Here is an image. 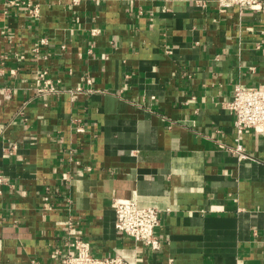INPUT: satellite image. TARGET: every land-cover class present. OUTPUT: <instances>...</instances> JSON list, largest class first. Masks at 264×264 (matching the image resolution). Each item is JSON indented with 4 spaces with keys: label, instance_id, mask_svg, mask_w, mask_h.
<instances>
[{
    "label": "crops",
    "instance_id": "crops-1",
    "mask_svg": "<svg viewBox=\"0 0 264 264\" xmlns=\"http://www.w3.org/2000/svg\"><path fill=\"white\" fill-rule=\"evenodd\" d=\"M22 1L0 0V264H59L71 216L134 264H264V132L238 158L225 107L264 87V10ZM119 197L159 209L158 250L116 231Z\"/></svg>",
    "mask_w": 264,
    "mask_h": 264
},
{
    "label": "built area",
    "instance_id": "built-area-1",
    "mask_svg": "<svg viewBox=\"0 0 264 264\" xmlns=\"http://www.w3.org/2000/svg\"><path fill=\"white\" fill-rule=\"evenodd\" d=\"M85 0H69L72 4H78ZM13 2V1H11ZM27 7V13L32 18L39 16V5L31 0L22 1ZM219 11H226L236 6L242 10L262 11L264 2L261 0H216ZM47 39L40 37L38 43L45 44ZM39 46V45H38ZM38 46L32 48V52H38ZM42 74L37 79V91H44L47 83L41 85ZM49 90H54L51 84ZM73 97L81 91V87L70 90ZM226 109L233 115V127L235 132V146L230 147L231 152L242 159L248 156L242 143V134L245 129H252L256 133L264 132V87H244L235 84L232 95L225 103ZM79 130L81 127H77ZM71 152V151H70ZM0 180H3L0 178ZM44 209L50 207L43 205ZM114 214V227L118 233L132 238L153 250L161 247L160 239L154 233L159 224V209L155 206H140L134 198H115L111 204ZM71 216L64 222L67 230V240L52 250L51 256L59 260V264H134L128 262L119 254H96L91 244L77 231L75 221Z\"/></svg>",
    "mask_w": 264,
    "mask_h": 264
}]
</instances>
